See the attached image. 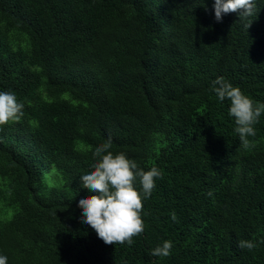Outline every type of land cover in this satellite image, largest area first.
I'll return each instance as SVG.
<instances>
[{
    "label": "trees",
    "instance_id": "trees-1",
    "mask_svg": "<svg viewBox=\"0 0 264 264\" xmlns=\"http://www.w3.org/2000/svg\"><path fill=\"white\" fill-rule=\"evenodd\" d=\"M248 20L217 22L214 0H0V92L24 104L0 127L7 264H264V243L238 247L264 239V114L246 150L211 91L224 77L264 103V0ZM108 138L162 172L131 246L80 220L97 194L80 176Z\"/></svg>",
    "mask_w": 264,
    "mask_h": 264
},
{
    "label": "clouds",
    "instance_id": "clouds-1",
    "mask_svg": "<svg viewBox=\"0 0 264 264\" xmlns=\"http://www.w3.org/2000/svg\"><path fill=\"white\" fill-rule=\"evenodd\" d=\"M255 0H214V12L217 22H222L223 15L237 13L239 19L247 21L245 29H249L254 15ZM211 91L219 101H230L229 116L234 118L235 132L239 135L244 149L254 147L248 137H255V124L264 114V103L255 102L245 95L239 87H234L224 77L212 81ZM24 104L17 100L13 92H0V127L19 122L24 115ZM112 140L108 138L97 146L93 153V169L80 176L82 187L91 193H97L79 200L82 210L80 220L89 225L106 245H128L134 243V237L144 233L145 224L142 218L143 201L149 199L156 187V180L162 178L157 167L145 171L134 159L123 152L114 154L110 151ZM139 184V187L137 185ZM211 195V192L209 193ZM177 220L176 213L171 215ZM258 243L252 240H239L238 247L252 251ZM173 245L164 241L151 250L154 257H168ZM7 256L0 255V264H7Z\"/></svg>",
    "mask_w": 264,
    "mask_h": 264
},
{
    "label": "rangeland",
    "instance_id": "rangeland-1",
    "mask_svg": "<svg viewBox=\"0 0 264 264\" xmlns=\"http://www.w3.org/2000/svg\"><path fill=\"white\" fill-rule=\"evenodd\" d=\"M67 95V94H66ZM12 212V211H11ZM11 212L9 213V215H8V217L7 218H10V216H11Z\"/></svg>",
    "mask_w": 264,
    "mask_h": 264
}]
</instances>
